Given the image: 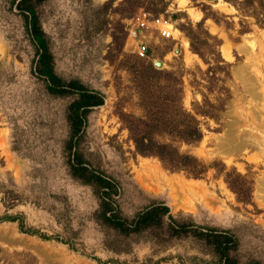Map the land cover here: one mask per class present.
Instances as JSON below:
<instances>
[{
    "label": "rangeland",
    "instance_id": "obj_1",
    "mask_svg": "<svg viewBox=\"0 0 264 264\" xmlns=\"http://www.w3.org/2000/svg\"><path fill=\"white\" fill-rule=\"evenodd\" d=\"M18 1L0 0V237L16 241H0V264H222L194 232L170 236L150 229L125 236L100 219L94 187L72 174L70 106L80 93L67 86L50 92ZM178 1L138 0L133 8L123 0L28 4L55 74L65 85L103 95L104 104L88 112L75 149L87 167L117 184L116 210L132 220L151 204L165 203L182 223L231 230L239 241L232 264H264V11L240 13L227 0H187L184 7ZM189 8L200 18H191ZM142 11L170 16L178 30L170 39L148 33L146 59L138 57L127 31ZM182 39L189 42V58ZM145 65L170 74L158 84L199 121L201 140L179 145L205 166L197 177L136 150L125 117L143 115L141 87L153 86L141 78ZM225 137L232 146L220 149ZM142 161L200 182L207 194L198 199L181 192L173 207L165 186L156 194L141 186Z\"/></svg>",
    "mask_w": 264,
    "mask_h": 264
},
{
    "label": "trees",
    "instance_id": "obj_2",
    "mask_svg": "<svg viewBox=\"0 0 264 264\" xmlns=\"http://www.w3.org/2000/svg\"><path fill=\"white\" fill-rule=\"evenodd\" d=\"M227 1L233 2V5L240 13L249 12L256 14L258 10L264 11V0ZM123 4L131 6V8L139 6L138 0H123ZM17 6L23 11L26 26L30 30L32 41L39 57V73L47 78L50 92L60 93V89L67 86L71 91L75 90L80 93L79 99L70 106L72 133L68 148L72 159V174L80 179L82 183L94 187L95 194L101 200L100 219L109 227L118 231L119 234L125 236H129L132 233L142 234L143 231L150 229H164L170 236L194 232L200 239L205 240L212 246L214 254L222 264H232L230 252L238 245L239 241L231 230L200 227L193 223H182L169 214V207L162 202L151 204L132 220L124 218L121 212L116 210L112 195L118 193L117 184L111 178L98 174L87 167L86 162L75 149L76 140L82 131L88 112L92 107L104 104L103 95L88 91L76 83L65 85L62 79L55 74L53 66L49 63L52 56L48 51L44 33L38 26L33 7L28 4V0L18 1ZM190 32L187 36L190 39L192 48L198 52L195 47L196 38ZM169 75L167 72L157 70L154 66H143L141 78L153 82V86H150V88L141 87L140 95L143 100V115L140 117L126 115L125 118L128 120L125 124L138 153L144 156L157 157L163 166L170 170L185 171L197 177L203 173L205 166L193 155L181 152L179 145L197 143L202 138V131L196 115L187 111L183 104L177 103V97L174 92L165 91L159 85L161 79L169 77ZM166 79L164 81H167ZM166 217L168 218V223L166 222ZM113 250L119 251V249L114 248Z\"/></svg>",
    "mask_w": 264,
    "mask_h": 264
},
{
    "label": "bare ground",
    "instance_id": "obj_3",
    "mask_svg": "<svg viewBox=\"0 0 264 264\" xmlns=\"http://www.w3.org/2000/svg\"><path fill=\"white\" fill-rule=\"evenodd\" d=\"M97 1H104V0H97ZM186 2H187V0H179L178 1V5L180 7H184ZM187 12L190 15V17L193 18V19H198L201 16V13L197 12L196 10H194L192 8H189L187 10ZM177 31H178L177 29H174L173 34L177 33ZM174 38H175V36H174ZM181 41H182V46L184 48V51L186 52L185 53L186 57L189 58V56H190L188 54V52H189L188 51L189 43H188L187 40H184V39H182ZM231 143H232V138L225 137V138H222L221 141H219V147H220V149H223V148H226V147H230V146H232ZM237 147H239V146H237ZM141 168H143L142 170L145 169L144 170L145 174L143 175V172H141L142 176H140V179L137 178L139 180V182L141 183V186L144 189H146L148 192H153L155 194L159 193V191L161 192V191L165 190V188H164V186H165L166 188L169 189L170 193L169 192H167V193L170 194V198H171V200L174 203L173 207H177V204L179 205V203H180L179 194H181V192L192 194V196L193 195H197L196 196L197 198H198L199 193L200 194H204V195L207 194L206 190L204 191V189L202 188L203 186H201L200 182L194 181V180H186L185 178H179V177L174 176V175L173 176H169L163 170H161V168L157 164H151L150 162H143L141 164ZM206 197H207V195H206ZM203 203H204V201H203ZM188 204H189V202H188ZM190 207H192V206H190ZM24 241L27 244V240H24Z\"/></svg>",
    "mask_w": 264,
    "mask_h": 264
},
{
    "label": "built area",
    "instance_id": "obj_4",
    "mask_svg": "<svg viewBox=\"0 0 264 264\" xmlns=\"http://www.w3.org/2000/svg\"><path fill=\"white\" fill-rule=\"evenodd\" d=\"M173 28L175 29V26L170 16H153L150 13L142 11L137 18L129 22L127 31L129 39L136 44V53L138 57L146 59L149 55L146 35L152 31H156L163 38H174Z\"/></svg>",
    "mask_w": 264,
    "mask_h": 264
},
{
    "label": "water",
    "instance_id": "obj_5",
    "mask_svg": "<svg viewBox=\"0 0 264 264\" xmlns=\"http://www.w3.org/2000/svg\"><path fill=\"white\" fill-rule=\"evenodd\" d=\"M155 65L157 67H161L162 66V63L155 61ZM0 241L3 242V243H5V244H8V245H13L16 242L15 240H13V239H11L9 237H0Z\"/></svg>",
    "mask_w": 264,
    "mask_h": 264
},
{
    "label": "crops",
    "instance_id": "obj_6",
    "mask_svg": "<svg viewBox=\"0 0 264 264\" xmlns=\"http://www.w3.org/2000/svg\"><path fill=\"white\" fill-rule=\"evenodd\" d=\"M189 43V42H188Z\"/></svg>",
    "mask_w": 264,
    "mask_h": 264
}]
</instances>
